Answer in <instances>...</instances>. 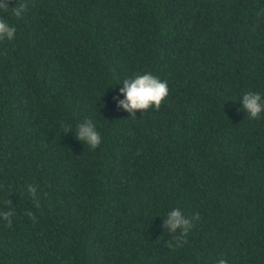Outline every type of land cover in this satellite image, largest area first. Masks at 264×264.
I'll return each mask as SVG.
<instances>
[{
    "label": "trees",
    "instance_id": "trees-1",
    "mask_svg": "<svg viewBox=\"0 0 264 264\" xmlns=\"http://www.w3.org/2000/svg\"><path fill=\"white\" fill-rule=\"evenodd\" d=\"M26 2L0 11V264H264V113L241 102L264 99V0ZM145 72L169 94L130 116ZM173 208L199 214L179 245Z\"/></svg>",
    "mask_w": 264,
    "mask_h": 264
},
{
    "label": "clouds",
    "instance_id": "clouds-1",
    "mask_svg": "<svg viewBox=\"0 0 264 264\" xmlns=\"http://www.w3.org/2000/svg\"><path fill=\"white\" fill-rule=\"evenodd\" d=\"M12 0H0V11L7 12L11 8L12 14L20 18L24 15L28 8L26 0H16L15 6H10ZM16 28L10 25L6 20L0 18V39H7L9 41L15 38ZM123 87L119 92L124 96L123 100L117 101V106L122 107L130 113V116H135V110L144 112L150 108L159 110L162 102L169 94V88L166 81L160 80L158 77L153 76L150 72L143 74H135L120 81ZM114 100L117 97H113ZM243 110L249 118L257 119L261 113H264V99L259 93L247 92L241 98ZM70 125H65L64 132L69 130ZM76 138L85 142L90 148L95 149L101 144L102 137L93 126L90 120H85L83 123H78L76 126ZM29 193L34 194L35 188L29 185ZM11 200L5 201V207L8 211L0 209V219L7 221L11 225V217L15 215L14 210L11 208ZM29 218L35 220V216L31 212L26 213ZM199 220L197 213L190 221L187 216L182 214L179 208H173L167 213L164 219L163 227L167 228L170 232L180 230V235L176 237V243L179 245L184 236H186L193 228V221ZM186 242V241H184ZM217 264H227L226 260L219 259Z\"/></svg>",
    "mask_w": 264,
    "mask_h": 264
}]
</instances>
